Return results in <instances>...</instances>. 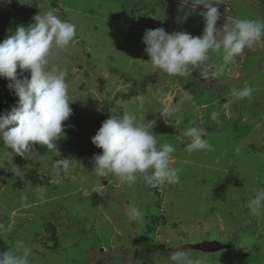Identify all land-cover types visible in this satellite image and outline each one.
<instances>
[{"label": "rangeland", "instance_id": "374dc122", "mask_svg": "<svg viewBox=\"0 0 264 264\" xmlns=\"http://www.w3.org/2000/svg\"><path fill=\"white\" fill-rule=\"evenodd\" d=\"M193 4L0 0V42L49 10L76 26L67 50L51 57L67 69L73 110L56 141L59 152L42 156L31 149L22 158L0 139V239L6 251L23 241L31 248L29 264H173L169 257L178 250L205 264H264V208L253 214L247 207L264 189V46L246 48L227 65L222 51L211 52L206 65H223V72L203 79L204 64L184 77L153 67L142 43L145 29L202 35L199 13L206 9ZM218 8L217 28L224 31L233 18L264 21V0H222ZM9 83L0 77V113L18 102ZM246 85L251 96L238 99L233 89ZM169 107L177 110L163 111ZM126 112L156 136L157 147L175 148L171 166L181 170L179 183L148 184L141 175L128 186L114 174L96 175L92 158L102 149L91 138L104 120ZM189 127L199 129L212 150L189 152ZM64 158L71 160L66 172L54 168ZM31 173L46 184L29 181ZM130 205L143 212L141 220H129ZM205 242L227 247L194 248Z\"/></svg>", "mask_w": 264, "mask_h": 264}, {"label": "clouds", "instance_id": "9594fccd", "mask_svg": "<svg viewBox=\"0 0 264 264\" xmlns=\"http://www.w3.org/2000/svg\"><path fill=\"white\" fill-rule=\"evenodd\" d=\"M221 3L222 0H194L193 9L197 5L206 9L199 13L205 23L200 36L185 31L169 33L162 27L145 29L142 43L146 45L145 52L152 66L169 75L184 77L204 64L200 76L208 79L219 76L223 65L242 55L246 48L264 46V21L233 18L230 30L218 29L217 22L221 18L218 5ZM33 20L34 23L27 27L17 26L13 34L0 42V77L10 81L7 87L18 97L11 110L0 113V139L22 158L30 156L35 144L59 152L56 141L65 135L63 122L73 114L69 106L67 69L52 64L51 57L55 50H67L76 37V26L61 19L53 10L38 14ZM221 32L224 34L218 38ZM221 51L223 65L215 68L206 65L211 52ZM252 92L253 88L247 85L242 90L233 89L238 99L250 97ZM184 98L191 99V94L185 91ZM175 110L169 107L163 111L170 114ZM216 115L213 113V119ZM185 135L191 138V143L186 145L189 152L212 150L196 127L187 128ZM91 141L102 149L101 154L92 158L97 176L111 173L128 186L141 175L148 184L179 183L181 170L171 166L175 148L168 143L157 147L156 136L134 113L110 116L102 122ZM70 166L71 160L64 158L54 168L66 172ZM247 207L253 214L264 208V189L256 192ZM126 215L135 222L142 219L143 212L130 205ZM21 250L22 254H17ZM30 255L31 248L17 241L15 250L0 252V264H29ZM169 259L173 264H205L203 259H192L184 250L174 252Z\"/></svg>", "mask_w": 264, "mask_h": 264}, {"label": "trees", "instance_id": "16d2710c", "mask_svg": "<svg viewBox=\"0 0 264 264\" xmlns=\"http://www.w3.org/2000/svg\"><path fill=\"white\" fill-rule=\"evenodd\" d=\"M32 149L35 150L38 154H40V155H42V156H46V155H48V153H49V151H50L49 149H47L46 146L41 145V144H35V145L32 147ZM28 180L31 181V182H33V183L36 184V185H39V186L46 184V180H45V178L38 176L36 173H31V174H29V176H28ZM49 231L52 233V239H53L54 241H56V239H55V238H56V237H55V229H54L53 227H51V228L49 229ZM0 251H1V252L6 251V247H5V245L3 244V241H2L1 239H0Z\"/></svg>", "mask_w": 264, "mask_h": 264}, {"label": "water", "instance_id": "95a60500", "mask_svg": "<svg viewBox=\"0 0 264 264\" xmlns=\"http://www.w3.org/2000/svg\"><path fill=\"white\" fill-rule=\"evenodd\" d=\"M226 247H227L226 245L216 243V242H212V243L205 242L200 245L194 246L195 249H199V250H203L207 252L220 251L222 249H226Z\"/></svg>", "mask_w": 264, "mask_h": 264}]
</instances>
